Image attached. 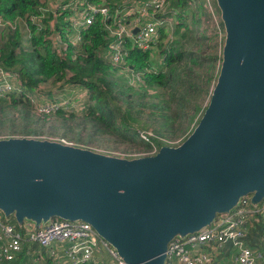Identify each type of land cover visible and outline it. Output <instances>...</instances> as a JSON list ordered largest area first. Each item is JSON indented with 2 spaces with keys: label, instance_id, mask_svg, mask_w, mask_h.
<instances>
[{
  "label": "water",
  "instance_id": "water-1",
  "mask_svg": "<svg viewBox=\"0 0 264 264\" xmlns=\"http://www.w3.org/2000/svg\"><path fill=\"white\" fill-rule=\"evenodd\" d=\"M216 3L225 31L218 75L179 144L128 158L59 139L0 137V211L18 224L82 219L126 264H166L172 238L209 225L245 195L264 200V0Z\"/></svg>",
  "mask_w": 264,
  "mask_h": 264
},
{
  "label": "trees",
  "instance_id": "trees-1",
  "mask_svg": "<svg viewBox=\"0 0 264 264\" xmlns=\"http://www.w3.org/2000/svg\"><path fill=\"white\" fill-rule=\"evenodd\" d=\"M101 1L112 8L120 5V0ZM169 2V7L177 11L171 36L161 27L154 48L130 47L124 52V62L115 63L106 55L110 37L98 16L84 28L83 42L75 51L78 45L52 39L58 34L66 40L59 21L65 11L54 18L51 10L57 7L52 1L0 0V15L14 22L13 29L0 31V67L14 75L24 91L0 96V134L45 138L39 135L58 133L87 144L116 142L119 137L115 136H120L123 142L141 143L149 151L154 147L155 152L163 139L186 137L208 103L222 49L219 51L208 35L190 25L199 24L198 18L193 17L190 23L188 17L189 12L195 15V7L205 13L200 0ZM46 4L50 10L43 13L40 6ZM124 67L140 73V78L132 81L125 72L120 73ZM46 83L53 87H84L87 98L81 105L83 114L67 113L62 106L47 111L34 107L26 96L42 92L39 86ZM50 119L59 126L47 129ZM70 121H76L75 125ZM6 218L16 221L12 215ZM259 218L250 223L247 240L251 246L264 249V215ZM30 246L33 250L39 248L36 242ZM28 258L24 249L15 259L1 264H26Z\"/></svg>",
  "mask_w": 264,
  "mask_h": 264
},
{
  "label": "built area",
  "instance_id": "built-area-1",
  "mask_svg": "<svg viewBox=\"0 0 264 264\" xmlns=\"http://www.w3.org/2000/svg\"><path fill=\"white\" fill-rule=\"evenodd\" d=\"M48 1L57 7L51 10L54 18L65 11L59 21L66 40L53 34L54 41L78 45L75 51L79 50L84 28H88L98 16L110 37L106 55L115 63L124 62V52L130 47L154 48L161 29L171 36L177 12L176 8L169 7V0H120V5L114 8L101 0ZM200 1L210 27L217 32L218 41L223 42L225 31L216 0ZM40 9L43 13L50 10L47 4L41 5ZM0 28L13 29L14 22L0 15ZM26 34L29 36V30ZM123 72L132 81L140 78V73L131 68L124 67L120 73ZM2 74L0 96L13 90L24 93L14 75L4 69ZM62 104L44 105L40 109L48 110ZM141 135L145 137V133L141 132ZM260 215H264V200L252 204L248 195L241 197L237 206L218 214L209 225L185 237L172 238L168 243L166 264H264V249L251 246L247 240L250 223L259 221ZM35 242L39 245L35 251L39 252L40 247L47 249L52 264H97L95 251H100L99 243L116 264H126L88 221L52 218L44 224L37 225L31 220L18 224L0 211V264L15 259L24 249L31 252L30 244Z\"/></svg>",
  "mask_w": 264,
  "mask_h": 264
},
{
  "label": "rangeland",
  "instance_id": "rangeland-1",
  "mask_svg": "<svg viewBox=\"0 0 264 264\" xmlns=\"http://www.w3.org/2000/svg\"><path fill=\"white\" fill-rule=\"evenodd\" d=\"M186 11H190L188 10L187 7H185ZM194 12V16H192V12L190 14V12L188 13V17H189V21L191 23V21H193V17L198 18L199 19V24L196 23H191L190 25H192L191 27L195 28L197 27L199 31V33H204L206 35H208L211 38V43H216V45L218 46V50L220 51V47L223 45V42H219L217 39V35H216V31L213 27H210V23L207 21V15L206 13H204L203 11H200L199 9H193ZM199 25V26H197ZM196 29V28H195ZM209 32H208V31ZM0 31H3V28H0ZM216 32V33H215ZM2 32H0L1 35ZM3 72V69L0 67V73L1 75ZM9 74V73H7ZM6 75V73H5ZM10 75V74H9ZM6 78L8 79L7 75ZM40 89H43V91H33V94L29 93L27 94L26 97H29L31 99V102L34 104V107H37L38 109H40V106H44V105H52L54 103H63L62 105V109L65 110L67 113H76L78 115H80L81 113L83 114V111H81L80 109L82 108V104L84 103V101L87 98V90L84 87L78 86V85H65L63 87H53L51 83H46V84H42L39 86ZM30 92V91H29ZM207 100V96L204 97V102ZM45 110V109H43ZM38 111V110H36ZM47 111V110H45ZM76 121H70L69 123H72L73 125H75ZM136 124V123H134ZM59 126L58 122L55 123V121L53 119H50L47 124H46V128L47 129H51V126ZM86 127L85 130L83 132H86ZM145 131V130H144ZM150 128H147V132H150ZM142 133L143 129L141 130ZM115 135V134H113ZM117 135V134H116ZM37 136V135H35ZM39 136H45L47 138H51V139H63L65 141H67L68 143H72L74 145H80V146H84V147H89L91 149H94L96 151H100L103 153H107V154H112V155H118L121 157H136V156H142V155H148V153H154L155 152V148L153 147L152 150H146L145 147H143L144 145H142L141 143H134L132 141H122L120 136H115V137H119L118 141H109V142H104L102 144H98V143H82V142H78L75 139L72 138H68V137H61L60 134H52V135H39ZM0 137H5L3 134H0ZM185 137H183V135L178 136L172 140L166 141L163 139V145L167 144V145H177L179 144ZM158 150V149H157ZM45 222H43L42 224H44ZM100 251H95V254L97 255L96 259H97V264H112L110 262L112 261V257H110V255L107 253L106 249L99 243L98 245ZM37 249V248H36ZM45 251H43V248L39 250L38 253H34L36 252L35 250H32L31 252L28 253V260L26 262V264H50L49 263V256H48V251L46 249H44ZM37 254V255H36ZM39 259V260H37ZM37 260V261H36ZM51 261V260H50ZM52 264V262H51Z\"/></svg>",
  "mask_w": 264,
  "mask_h": 264
}]
</instances>
